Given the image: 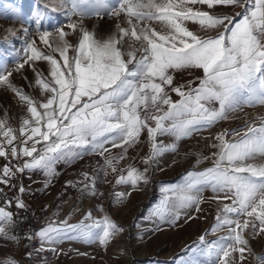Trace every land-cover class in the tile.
Returning a JSON list of instances; mask_svg holds the SVG:
<instances>
[{"label": "snow or ice", "instance_id": "6c2138e0", "mask_svg": "<svg viewBox=\"0 0 264 264\" xmlns=\"http://www.w3.org/2000/svg\"><path fill=\"white\" fill-rule=\"evenodd\" d=\"M196 5L233 6L244 12L218 16ZM51 10L64 12L69 31L64 26L51 32L38 30L39 43L49 51H42L32 39L15 69L46 61L47 77L33 68L35 85L45 99L37 100L17 88L9 79L12 71L0 67V86L26 106L18 128L8 123L7 113L0 119V158L7 161L0 167V185L15 187L11 181L26 169H42L51 178L59 161L70 163L94 153L105 157V175L108 169L118 172L116 184H129L135 190L149 183L152 163L165 152L177 151L176 143L165 145L158 137L168 135L179 141L229 119L244 105L264 103V0H56ZM105 15L115 20L114 29L98 38L83 21ZM187 22L216 34L202 37ZM154 23L167 30H157ZM74 34L76 44L69 39ZM186 68L203 70L198 85L174 86V73ZM172 93L179 99L173 100ZM145 132L149 153L142 158L144 171L131 164L118 169L128 149L143 142ZM215 141L211 147L217 151L196 161L198 166L211 160V166L189 171L176 185L162 186V198L152 215L161 223L174 224L183 209L195 206L199 212L202 193L210 189L220 203L210 233L227 234L211 242L204 235L199 238L197 248L204 264H245L249 258L264 264V255H256L250 244V239L264 238V164L248 163L264 157V122L259 126L247 122L245 128L231 133L225 130ZM108 144L122 151L113 155ZM83 176L88 194L102 196L95 178ZM24 191L21 186L19 192ZM112 195L120 203L131 193ZM5 203L12 205L11 200ZM16 207H25L19 197ZM14 226V214L0 207V239L16 241L11 233ZM123 231L108 216L96 219L89 212L79 224L49 221L36 235L54 243L75 234L107 246ZM0 264L17 262L9 259ZM179 264L200 262L181 258Z\"/></svg>", "mask_w": 264, "mask_h": 264}, {"label": "rangeland", "instance_id": "374dc122", "mask_svg": "<svg viewBox=\"0 0 264 264\" xmlns=\"http://www.w3.org/2000/svg\"><path fill=\"white\" fill-rule=\"evenodd\" d=\"M55 3L56 0H0V67H7L12 71L9 78L12 84L37 100H43L45 97L41 96L39 86L35 85L36 71L47 77L48 63L40 60L25 64L19 71L15 69L23 62L26 45L32 39L37 40V45L42 51L46 53L49 51L39 43L38 30L51 32L57 27L64 26L65 31H69L66 27L69 21L64 12L51 10ZM79 19L72 17L73 21ZM83 24L98 38H105L113 31L115 20L109 19L106 15L102 18L93 16L86 18ZM69 39L73 44L78 42L75 34ZM54 55L59 59L58 53ZM71 55L70 51L69 56ZM33 68L36 71H33ZM5 113L9 118L8 123L18 128L20 119L26 115V106L10 89L0 86V119L4 118ZM247 122H254L257 126L264 122V103L256 101L251 106L244 105L239 111L230 114L229 119L179 141L168 135L158 137V142L165 145L176 143L177 151L165 152L159 157L158 162L151 164L147 172L149 177L147 185L141 183L135 190L129 184L117 185L119 173L105 175L102 170V173L93 177L96 190L103 193L102 196L89 195L88 190H82V187L74 192L76 194L73 196L69 194L71 197L62 201L66 205L71 204L70 210L62 214L63 218L66 219L67 214H70V217L76 220V224H79L85 215L91 212L96 219L108 216L124 229L107 246L99 241H85L77 238L75 234H72V238L63 239L64 241L46 244L37 241L32 245H26L19 240H5L0 243V262L12 259L17 264H179L183 258L185 261L194 260L204 264L205 258L197 248L199 238L204 235L206 241L211 242L227 234L224 231L210 233V229L216 223L215 217L220 207V203L213 199L215 194L210 189L202 193L203 200L199 205V212L195 206L183 209L180 218L174 224L161 223L152 213L162 198V186L176 185L189 171H202L210 167L211 160H203L197 166L198 157L211 156L217 151L211 144L216 142L215 137L219 133L243 129ZM227 139L233 138L229 136ZM141 141L143 142L135 146L136 150L135 147L128 149L127 157L119 162L118 169H126L131 164L141 172L144 171L142 158L149 153L145 134L141 135ZM109 149L113 155L122 151L121 148L114 150L112 145ZM135 153L137 157L134 156ZM248 163L264 164V157L257 156ZM113 192H130L131 195L122 202L115 203ZM58 217L55 215L53 220L57 224L60 223L57 222ZM174 232L177 233L174 234L171 246L167 239ZM250 244L256 255H264V238L250 239ZM245 264H255V261L249 258Z\"/></svg>", "mask_w": 264, "mask_h": 264}, {"label": "crops", "instance_id": "0c3cea01", "mask_svg": "<svg viewBox=\"0 0 264 264\" xmlns=\"http://www.w3.org/2000/svg\"><path fill=\"white\" fill-rule=\"evenodd\" d=\"M196 8H201L202 10H207L210 14L213 15H227V16H236L237 12L243 13L244 9L235 8L233 6H215L213 9H208L207 6L196 5ZM239 19V17H236ZM187 26L190 30L194 31L196 34L202 37L213 36L216 34L213 30H202L200 26L196 23L187 22ZM153 27H156L157 30H164L162 25L158 23H154ZM203 77V70L199 68H186L177 70L174 73L173 85H187L189 82H192V86L195 87L198 85L199 80ZM173 100H178L179 97L172 93ZM146 135V132L144 133ZM147 137V135H146ZM40 147V145H38ZM107 148H110L111 145H106ZM120 148H115L117 150ZM136 150V147H135ZM106 156V153H105ZM137 157V154L135 155ZM104 156H100L98 154H88L84 155L80 159L73 160L70 163H66L65 161H59L55 165L56 174L49 178L45 175V172L42 169H33V170H25L23 173H17L16 177L11 181L15 187H5L4 185H0L4 190L10 192L9 200H11L14 204L17 203V197L24 203L26 208L31 209L36 212L37 210L43 208L44 206L51 203H62L68 197H71L69 194L73 196L76 194L74 192L78 191L79 188L82 187V190L86 189L84 184L88 183L83 176V173H87L90 178H93L96 174L102 173V168L104 165ZM7 163L6 160H0V167ZM13 164H16L17 161L13 160ZM120 167V164L117 165ZM108 174H118L113 173L111 169H108ZM78 180V181H76ZM69 182H72L69 184ZM78 185V186H77ZM23 186L25 191L24 193L19 192V188ZM0 207H3L0 205ZM63 214V213H62ZM57 215V216H62ZM55 219V218H54ZM69 224H76V220L73 217H70V214H67V218L65 219ZM58 222V221H57ZM40 231V230H39ZM38 231V232H39ZM179 232V231H177ZM174 232L170 237H168L167 242L172 246L173 238L175 237ZM5 241V239H0V243ZM39 241L41 244H46L48 241H42L41 238L37 235L32 237L31 239H24L26 245H32ZM64 241V240H62ZM59 242V241H58Z\"/></svg>", "mask_w": 264, "mask_h": 264}, {"label": "built area", "instance_id": "2783aa9c", "mask_svg": "<svg viewBox=\"0 0 264 264\" xmlns=\"http://www.w3.org/2000/svg\"><path fill=\"white\" fill-rule=\"evenodd\" d=\"M0 188L2 187L0 186ZM9 194L10 192L3 189V192L0 193V205L14 214L15 226L11 229V233L15 235L19 241H24V239L30 236H37L36 234L38 231L46 227L49 221H53L55 215L57 216L67 212L70 210L71 206V204L51 203L34 212L26 207L18 208L13 202L11 206L6 205L5 201L9 200ZM58 218V222L65 219L62 216Z\"/></svg>", "mask_w": 264, "mask_h": 264}]
</instances>
